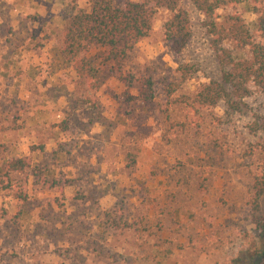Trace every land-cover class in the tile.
<instances>
[{"label": "rangeland", "instance_id": "374dc122", "mask_svg": "<svg viewBox=\"0 0 264 264\" xmlns=\"http://www.w3.org/2000/svg\"><path fill=\"white\" fill-rule=\"evenodd\" d=\"M36 1L61 26L43 31L33 47L53 35L59 51L73 8L90 10L93 0ZM111 1L122 7L131 0ZM246 1L228 0L217 13L237 7L254 32L256 15ZM55 4L59 11L48 16ZM182 5L192 35L180 52L164 42L165 9L150 35L131 43L120 68L105 49L85 52L92 81L52 52L61 74L53 76L49 62L36 78L51 84V98L66 96V117L57 126L66 135L71 170L60 177L66 187L45 188L39 178L46 166L16 173L0 143V264H234L249 244L261 212L251 172L264 154L251 146L263 137L256 128L264 120V95L254 89L241 104L188 107L198 87L221 81L222 70L204 16L187 0ZM234 52L249 56L248 49ZM144 79L151 83L149 100L139 94ZM31 176L35 185L24 182Z\"/></svg>", "mask_w": 264, "mask_h": 264}, {"label": "trees", "instance_id": "16d2710c", "mask_svg": "<svg viewBox=\"0 0 264 264\" xmlns=\"http://www.w3.org/2000/svg\"><path fill=\"white\" fill-rule=\"evenodd\" d=\"M183 1L131 0L118 7L111 0H93L90 10L76 6L62 33V48L58 51L60 58L72 66L78 78L86 81H92L94 77V66L84 56L91 47L105 49L106 58L120 68L132 48L131 43L150 35L159 9L169 12L164 23V42L174 52H180L192 35L190 15L182 5ZM187 1L204 16L211 46L217 52L222 70L221 81H210L198 87L193 97L185 101L188 107L195 112L220 102L233 105L240 101L241 104L254 89L264 95L263 4L258 0L246 1L247 7L256 15L255 31L252 32L237 7L231 5V13L218 15V10L228 5V0ZM235 49H248L249 56L239 58ZM139 82L140 96L149 100L152 97L150 80ZM256 129L263 137L251 147L253 152L264 154V120ZM19 162V165L10 163L9 168L24 170L27 162ZM251 178L256 208L261 212L253 220L255 233L251 241L242 246L234 264H264V157L251 172ZM18 197L24 199L26 194H18Z\"/></svg>", "mask_w": 264, "mask_h": 264}, {"label": "crops", "instance_id": "0c3cea01", "mask_svg": "<svg viewBox=\"0 0 264 264\" xmlns=\"http://www.w3.org/2000/svg\"><path fill=\"white\" fill-rule=\"evenodd\" d=\"M56 5L50 9L48 16L53 10L59 11ZM46 10L42 3H35V0H0V143L7 146L6 157L13 158V163L19 165L20 160L27 162L24 170L46 166L39 178L41 186L66 187V179L61 184L60 177L61 174L67 177L71 170L68 167L69 155L64 146L66 135L57 126L66 117V96L51 98V84L45 85L36 78L44 75L47 71L44 68L49 62L52 75L61 74L54 68L58 62L54 64L53 60L61 58L56 45L52 46L55 42L53 35L43 40L47 41L46 45L33 47L37 39H43V31L48 29L50 34L55 27L61 26L60 22L56 23L58 16L47 19ZM33 30H37L38 37L33 38ZM28 43H31L29 47ZM52 52H55L56 58ZM58 83L55 87L60 91L64 84L61 79ZM78 166L85 171L89 167L83 161ZM12 171L21 172L18 168ZM26 181L33 185L37 183L33 177Z\"/></svg>", "mask_w": 264, "mask_h": 264}]
</instances>
